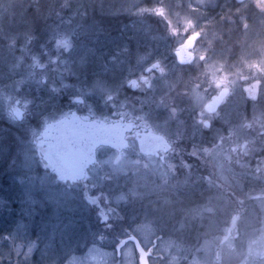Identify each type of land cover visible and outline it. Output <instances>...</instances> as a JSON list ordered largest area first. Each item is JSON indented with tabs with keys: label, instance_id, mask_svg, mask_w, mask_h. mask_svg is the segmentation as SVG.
Listing matches in <instances>:
<instances>
[{
	"label": "rangeland",
	"instance_id": "1",
	"mask_svg": "<svg viewBox=\"0 0 264 264\" xmlns=\"http://www.w3.org/2000/svg\"><path fill=\"white\" fill-rule=\"evenodd\" d=\"M25 1L36 0H0V21L11 19L9 28L2 27L6 42H0V117L19 125L22 139L10 162L15 170L13 185L0 184V264H140L134 244H118L129 224L150 250V264H264V0H242L238 10L255 13L252 19L258 24L247 27L243 51L233 60H229L231 50L217 47L222 33L212 26L198 27L199 10L193 4L206 6L213 0H96L107 12L138 16L123 26L125 33L161 32L182 41L195 30L201 32L194 48V62L201 65L199 83L194 85L197 103L205 117L214 116L226 123L217 131L219 139L202 146V151L220 155V174L227 188L238 186L244 178L251 179L252 174L261 180L256 190L243 192L249 199L239 209L232 208L234 202L228 194L222 195L230 209L223 219L218 215L223 205L202 203L194 223L191 214L173 221V217L164 216V207L172 203L170 198L152 201L145 197L168 180L175 162L115 163L112 154L97 162L89 177L113 182L120 192L117 199L131 197L135 208L126 212L128 225L121 219L126 218L121 210L110 215L99 230L73 216L88 204L84 197L64 195L59 190L57 182L61 179L48 164L45 138L38 125L28 120H35L41 112L44 123L57 116L55 109L47 108L50 102L43 99L62 89L74 90L76 96L84 98H105L106 105L114 108L115 100L109 101L115 94L112 70L104 69L97 75L90 67L94 54L105 57L126 34L102 33L89 18L95 0H52L54 10L42 37L45 40H38L34 34L22 35L16 25L22 21ZM249 2L254 8L249 9ZM153 14L160 17L161 26L144 17ZM175 82L167 79L163 85L166 88ZM222 88L228 92L224 103L210 114L205 102ZM175 115L172 110L162 117L169 120ZM160 117L155 113L140 116L165 130V119ZM252 155L255 162L248 158ZM185 210L181 207L183 214Z\"/></svg>",
	"mask_w": 264,
	"mask_h": 264
},
{
	"label": "flooded vegetation",
	"instance_id": "2",
	"mask_svg": "<svg viewBox=\"0 0 264 264\" xmlns=\"http://www.w3.org/2000/svg\"><path fill=\"white\" fill-rule=\"evenodd\" d=\"M198 10L202 12V9ZM237 14L239 13L235 15ZM198 15L201 20L198 27L214 28V23H206V17L200 13ZM242 19L240 18V21ZM257 24L258 21L254 19L242 23L243 36L239 37L242 39L240 50L243 51L245 44V30L248 26ZM195 31L192 36L182 41L161 32L141 35L124 31L115 33L126 34L122 37L123 42L119 46L112 47L105 57L100 58L94 54L93 65L90 67L98 75L103 72L105 65H110L115 94L109 97L111 98L109 101L112 98L115 100L114 108L106 105L105 98H84L66 89L51 93L50 98L43 99L50 102L47 108L58 112L57 116L47 123H44V113L41 112L37 124L47 144L48 164L61 179L57 185L62 194L71 193L76 198H85L88 206L86 205L84 210L76 211L73 216L78 218L80 216L78 220L85 222L83 223L85 225L89 224L91 229L103 228L102 224L109 221L110 215L121 210V215L126 217L121 219H125L128 225L126 212L135 208V202L131 197L125 200L117 199L120 192L114 189L113 182L108 183L106 179L100 177H89V171L97 162H102L112 154H114L112 161L115 163L121 160L150 162L168 159L175 162L174 171L168 180L164 184L161 183L157 192L145 197V200H148L147 198L157 200L158 197L163 196L170 198L172 203L164 207L167 210L164 216L169 219L173 217V221L179 220L182 215L187 219L191 214V217L193 216L191 222L194 223L195 218L198 217L195 216L196 209L202 203L208 206L223 205L224 210L217 212L223 219L224 216H228L230 209L227 197L222 195L228 194L229 199L234 202L232 208L239 209L246 199L242 195L243 192H247L250 188L255 190L258 188L261 180L252 174L251 179L239 180L238 186L229 184L228 190L220 174V155L213 152L211 156L207 151H202V146L205 147L207 143L219 139L217 131L226 123H221V120L214 116L205 117L201 105L197 103L194 85L199 83L201 65L194 62L197 59L194 48L199 44L201 32ZM133 41L136 43L131 44ZM206 45L208 46V42ZM217 47L230 50L228 43L224 42L222 45L218 43ZM237 56L231 55L229 60ZM167 79L177 83L175 82L174 86L167 85L165 88L163 84ZM221 92L224 94L217 105L215 100ZM227 93L226 88H222L217 94L212 93L214 96L205 102L206 110L210 114L217 111L223 105ZM172 110L176 117L169 120L162 117L169 115ZM145 113L159 114L160 119L163 121L165 119V130L144 122L140 116ZM106 138L112 143H105ZM71 145L85 153L81 162L84 169L83 177L75 178L71 170L61 163L59 153H65ZM197 147L201 150L195 151ZM248 158L250 162H255L253 155ZM145 207L146 205L142 204V208ZM181 207L186 208L185 214L181 212ZM128 226L125 229L126 234L119 236V245L134 244L132 239L123 242L124 238L136 234L131 226Z\"/></svg>",
	"mask_w": 264,
	"mask_h": 264
},
{
	"label": "trees",
	"instance_id": "3",
	"mask_svg": "<svg viewBox=\"0 0 264 264\" xmlns=\"http://www.w3.org/2000/svg\"><path fill=\"white\" fill-rule=\"evenodd\" d=\"M214 2V3H213ZM54 1L52 0H36L34 2L25 1L22 5V8L25 9L21 15L22 21L16 25V29L21 31L22 35L34 34L38 40H45L42 38L43 35L48 31L51 22V15L53 9ZM242 1L239 0H213L210 4L203 6L199 3H194V9H202V12H199L202 16L206 17V23H214V28L217 29L222 36H220V45L222 43H228L231 50V55L237 56L240 52V41L239 38L243 36L242 31V21L240 18L245 17V21L251 20L255 13L246 12L245 10H238L239 6L242 4ZM92 10L89 12V18L93 19L97 25H99L102 33L108 36L115 35V33L122 31L124 25L130 24V22L138 18L134 13L130 12H107L102 6L95 0L93 1ZM249 9L254 8L252 3L248 4ZM198 13V14H199ZM236 13H239L235 15ZM242 15V17H241ZM246 15L249 17L247 18ZM149 23L153 25L161 26V19L156 15L144 16ZM3 22L0 21V42H6L5 32L2 30V27L8 26V22H11V19L4 18ZM89 19V20H90ZM3 23V25L1 24ZM12 29L15 30L14 24L11 25ZM9 28V26H8ZM22 35L20 36L22 39ZM136 38V36H135ZM135 42H132L133 44ZM217 43V44H218ZM105 69L111 70L109 65L104 66ZM2 64H0V70H2ZM74 90L70 91L73 92ZM38 113V112H37ZM40 114L36 116L35 120H28L29 123L39 124L38 119ZM29 126V124H28ZM19 125H16L12 122H9L4 117H0V184H9L13 185V176L15 173L14 167L10 164L11 158L14 157L16 148L21 139V136L18 135ZM7 184V185H8ZM2 185V186H3Z\"/></svg>",
	"mask_w": 264,
	"mask_h": 264
},
{
	"label": "water",
	"instance_id": "4",
	"mask_svg": "<svg viewBox=\"0 0 264 264\" xmlns=\"http://www.w3.org/2000/svg\"><path fill=\"white\" fill-rule=\"evenodd\" d=\"M239 1H242V0H239ZM223 94L224 93L221 92V94L215 100V104L218 105ZM104 141H105V143H107V142L112 143V141H109L107 138ZM124 141H123V143H124ZM59 157L61 159L62 165H64V167L69 168L71 170L72 175H74L75 178L84 176V169L82 167L81 162H82V159L85 157V153H83L81 150H79L77 148H74L71 145L68 147V151H66L65 153L64 152L59 153ZM128 239L134 240V244H135V246L139 252V256H140V264H150V260H149V256H148L150 254V250L147 249L145 247V245H142V242H141L139 236L136 234H133L131 236L124 238L123 242L128 240Z\"/></svg>",
	"mask_w": 264,
	"mask_h": 264
}]
</instances>
